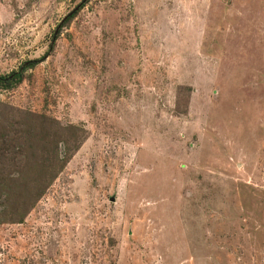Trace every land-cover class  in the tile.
<instances>
[{
    "label": "rangeland",
    "instance_id": "1",
    "mask_svg": "<svg viewBox=\"0 0 264 264\" xmlns=\"http://www.w3.org/2000/svg\"><path fill=\"white\" fill-rule=\"evenodd\" d=\"M40 58L0 87V264H264V0H0V75Z\"/></svg>",
    "mask_w": 264,
    "mask_h": 264
},
{
    "label": "crops",
    "instance_id": "2",
    "mask_svg": "<svg viewBox=\"0 0 264 264\" xmlns=\"http://www.w3.org/2000/svg\"><path fill=\"white\" fill-rule=\"evenodd\" d=\"M184 245L186 244L173 245L170 249L156 253V258L153 262H212V259H214L213 255H199L197 250L200 247L198 246ZM149 259H151V256Z\"/></svg>",
    "mask_w": 264,
    "mask_h": 264
},
{
    "label": "trees",
    "instance_id": "3",
    "mask_svg": "<svg viewBox=\"0 0 264 264\" xmlns=\"http://www.w3.org/2000/svg\"><path fill=\"white\" fill-rule=\"evenodd\" d=\"M76 11H72L70 14L66 15L62 20H61V25L64 24L66 21H68L73 14ZM57 32H54V35L51 37V43L54 41L55 36H56ZM41 61L40 59H33V60H28L26 62H24L23 64H20L17 68V70L10 72L7 75H0V87H5L10 85L11 83H15L17 82L20 78L21 75L27 70L30 69L32 67H34L35 65H37L39 62Z\"/></svg>",
    "mask_w": 264,
    "mask_h": 264
}]
</instances>
